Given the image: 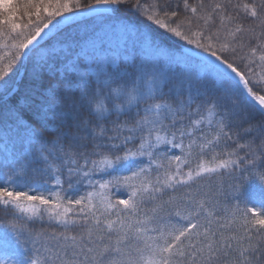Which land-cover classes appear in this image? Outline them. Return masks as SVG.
Here are the masks:
<instances>
[{
	"label": "snow or ice",
	"instance_id": "obj_1",
	"mask_svg": "<svg viewBox=\"0 0 264 264\" xmlns=\"http://www.w3.org/2000/svg\"><path fill=\"white\" fill-rule=\"evenodd\" d=\"M128 3L0 0V264H264V0Z\"/></svg>",
	"mask_w": 264,
	"mask_h": 264
},
{
	"label": "trees",
	"instance_id": "obj_2",
	"mask_svg": "<svg viewBox=\"0 0 264 264\" xmlns=\"http://www.w3.org/2000/svg\"><path fill=\"white\" fill-rule=\"evenodd\" d=\"M82 2L85 4V6H87L89 0H82ZM175 2H177V0H173V3ZM180 2H181L180 11H183L182 0H180ZM190 2L195 3L196 0H190ZM91 3H95V0H91ZM134 4H135V0H129L128 4L119 6L117 11L114 14H112V16L109 19H106V21L113 23L124 22L129 25H134L139 28H144L145 22L142 21V19L138 17L134 11H132V7L134 6ZM17 22L20 23L21 25H24L27 23V17L23 16V13H21L20 18L18 19ZM86 22H88V20ZM178 42H179L178 39H172V40H165L163 43L166 47H172L178 50V48H176ZM9 43H11V41H9ZM5 51L6 49L0 48V55H4ZM7 60L8 57H5L4 61L0 62V67H3V65L7 63ZM26 67H27V71H26ZM26 67L21 66V63L17 62L13 67V71L10 72L9 76L5 78V79H9L10 83L14 84L18 88V92L15 97L16 99L23 97L26 91L33 84L31 77L29 75L31 71L30 65H26ZM175 71L179 72L180 69L177 68L175 69ZM0 83H2V81H0ZM48 84H49V80L45 78L44 87H47ZM202 183L208 184L209 181L204 180L202 181ZM212 183L215 184L216 181H212ZM261 196H264V189H261V186L258 183L251 182L244 189L242 198L247 202H249L251 199L260 198ZM6 219H7L6 214L4 213L3 210H0V222H3ZM36 227H40V225L37 224Z\"/></svg>",
	"mask_w": 264,
	"mask_h": 264
},
{
	"label": "rangeland",
	"instance_id": "obj_3",
	"mask_svg": "<svg viewBox=\"0 0 264 264\" xmlns=\"http://www.w3.org/2000/svg\"><path fill=\"white\" fill-rule=\"evenodd\" d=\"M87 20H88V22H86ZM83 23L85 25H87V32L89 34H93V30L95 32H99L102 27H105V26H107L109 24H112L113 22H107L106 19L105 20H100V19H97L95 17H85ZM117 23H119V22H117ZM122 23H124V22H122ZM71 30L72 29H69V31H71ZM77 31L80 32V35L81 36H85V30L84 29H77ZM85 38H87V36H85ZM115 43H117V42L116 41H113V44H115ZM120 43H121V46L123 47L124 46L123 42H120ZM182 43H183L182 41H179L178 42V44H182ZM126 46L129 49V51H131L132 45H131V41L130 40L128 41V43H127ZM253 200H255V199H251L249 201V204H251V201H253Z\"/></svg>",
	"mask_w": 264,
	"mask_h": 264
}]
</instances>
